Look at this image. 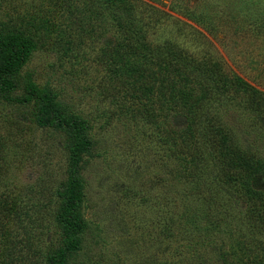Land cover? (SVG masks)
I'll return each instance as SVG.
<instances>
[{"label":"rangeland","instance_id":"rangeland-1","mask_svg":"<svg viewBox=\"0 0 264 264\" xmlns=\"http://www.w3.org/2000/svg\"><path fill=\"white\" fill-rule=\"evenodd\" d=\"M124 1L150 46H171L202 75L128 51L115 18L91 0H0V34L32 46L13 94L30 85L54 94L93 142L80 155L85 228L69 264H264L247 186L220 199L183 174L188 118L168 105L218 79L225 93L202 112L264 161V0ZM65 144L64 131L35 123L31 103L0 96V264H45L58 244ZM248 186L264 192V170Z\"/></svg>","mask_w":264,"mask_h":264},{"label":"trees","instance_id":"trees-1","mask_svg":"<svg viewBox=\"0 0 264 264\" xmlns=\"http://www.w3.org/2000/svg\"><path fill=\"white\" fill-rule=\"evenodd\" d=\"M91 2L101 11L104 10L115 18L125 35L128 51L153 60L159 65L171 66L172 69L182 71L196 79L202 75L203 67L187 62V56L171 46H150L145 41V34L135 20L128 2L124 0L118 2L91 0ZM31 51L32 46L29 42L13 35L0 34V96L8 102L31 103L33 120L38 126L53 127L65 132V146L69 153L68 170L66 179L56 190L59 204L54 214L59 227L60 240L48 251L45 264H69L70 259L80 249L81 234L85 228V222L80 214L83 198L80 155L82 152L92 154L93 142L86 134L85 120L77 115L63 112L54 94L37 91L32 85L22 96L13 94V89L16 87L13 76L25 64ZM210 79L211 83L205 86L208 90L204 88L202 81H199L202 84L200 96H191L183 92V96L178 99L172 97L168 103L169 107L182 106L188 118L186 133L189 141L191 138L192 140L188 143L189 158L187 161L184 159L183 174H194L201 183L205 182L204 186L212 188L210 191L213 196L220 199L233 197L242 187L241 184L247 186L244 195L247 205L245 213L257 224L259 222L260 225H264V192L248 186V180L264 170V161L255 157L254 153L240 149V146L224 133L215 115L213 119V115L209 117L202 112L208 109V105L214 101L216 95L223 96L225 93V88L218 79L213 77ZM207 93L209 95L205 102ZM156 94L165 98L163 90L159 89ZM251 95L258 102L257 97Z\"/></svg>","mask_w":264,"mask_h":264}]
</instances>
